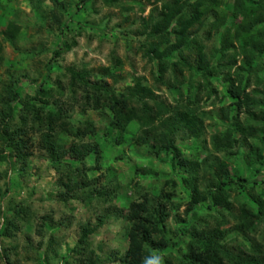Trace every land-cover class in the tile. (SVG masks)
Wrapping results in <instances>:
<instances>
[{"label": "trees", "instance_id": "trees-1", "mask_svg": "<svg viewBox=\"0 0 264 264\" xmlns=\"http://www.w3.org/2000/svg\"><path fill=\"white\" fill-rule=\"evenodd\" d=\"M100 1L106 7H114L123 11L128 9L120 5L117 0ZM149 1L152 5L159 2V13L155 17L150 14L139 21L140 32L147 40L146 45L139 48L142 57L156 61L159 72L164 71L170 65L179 66L184 70L199 73L203 76L205 83L210 77L225 70L226 73H221V77L223 85H227L224 94L230 99L228 109L235 111L236 114L241 109L248 110L250 100L246 92L247 78L243 75L248 76L251 62L259 61L264 52V0ZM53 4L50 18L55 26L58 25V30L65 25V22L61 23L60 15L57 13L62 6L55 2ZM70 17L71 20H76L77 14L74 13ZM209 18L211 22L207 26L208 35L212 32L222 33L221 41L218 43L220 47L213 51L218 54L217 61L224 62L221 66L211 63V58L204 52L201 43L196 38L197 35L195 33L193 35V31L200 28ZM78 25L84 28L79 22ZM7 27L14 34L20 29L12 22H8ZM74 35L76 37L79 32ZM73 37L60 38L55 43L51 51L52 62L76 45ZM189 48H192L196 55L194 67L183 60L173 64L167 62L172 52L181 55L183 51L190 50ZM238 56L244 58L240 64L243 72L242 75L236 70L233 72L237 80L234 84L229 72L234 67ZM50 63L46 64V68L49 66L48 69L52 70ZM113 65H120V62L116 59ZM105 73L104 71L103 75H106ZM61 74L67 77L69 93L78 92L80 94L79 99L82 101L78 104L80 110L82 112L96 111L100 115L109 117L106 125L97 127L91 121H84L71 126L69 115L63 107L48 109L47 103L53 97L55 99L52 103H56V98L63 94L56 85V76L51 81L49 72L44 82L30 98L19 99L17 81L12 78V75L8 76V81L4 86L0 85V162L8 163L11 159L17 175L22 177L34 151L41 152L57 174L56 195L60 204L65 205L66 199H75L76 201H87V204L93 208L94 205L101 207L100 210L95 208V216L91 225L78 226V236L72 248L65 258L59 257L58 259L61 264H101L99 256L95 254V249L91 246V237L103 226L115 222H121L120 233L126 249L123 254L116 252L108 255L105 258L107 263L241 264L234 255L221 249L212 234L203 235L189 223L176 227L174 233L170 234L166 230V221L182 206L181 201L173 200L174 190L179 183L183 185L182 189L187 194V203L182 211L184 217H189V213L200 204H205L206 209H210V205H213L220 211H228L231 206L229 192L234 190L239 225L245 229H251L253 222L259 218V215H262L263 210L260 209L261 206L259 207L257 201L255 210L250 209L246 204L249 196L244 193L249 192L257 183L264 184V153L257 152L256 146L243 154L233 151L232 148L242 130L238 126L231 127L232 124H225L224 132L212 137L211 144L214 152H225L228 158L231 156L239 158L246 165L244 172L247 171L248 165L255 163L257 167L252 170L254 176L250 175L246 178L234 172L233 163L225 156L215 165L216 175L212 176L205 186V191L201 193L196 180L195 166L183 160L179 149L173 143L176 130H184L190 137L199 135L203 114H197L195 109L190 107L194 104L192 98L185 99L183 103L178 100L173 106L164 105L161 101L154 100L151 89L142 85V78H136L132 90L139 94V99L148 98L150 104L143 101L136 102V106H133L126 95L114 94L108 90L103 82L102 74H92L83 67L73 66L62 68ZM208 95L206 94V97ZM70 99L73 104L77 103L74 95L70 96ZM221 111L225 112V108H221ZM222 116L224 119L227 118L225 113H222ZM261 120L260 130L250 128L247 131L250 132L249 136L261 133L260 140L264 143V109L261 110ZM142 127L156 130L157 137L153 145H149V140L143 135L133 133ZM111 129L118 131L120 140H124L125 134L131 135L132 145L136 148L146 149L157 157L159 153L163 154L160 161L167 162L171 175L160 179L162 181L158 185L157 195H151V190H146V186L140 184L139 181H129L120 194L122 188L117 182H112L111 176L114 172L110 174V169H106L105 174H99V176L106 177V183L103 185H98L97 176L95 178L88 176L89 171H99L97 163L101 158L98 145L84 142L82 138L87 134L105 136ZM59 134L72 137V141L69 144L57 143L56 138ZM249 156L253 157L252 162L247 159ZM66 158L74 160L75 165L68 163ZM88 160L91 161L89 166H87ZM138 167L141 166L135 165L136 169L133 171L135 177L138 176V169H140ZM7 191H9L8 182H5L1 196ZM121 195H127L125 206L118 204ZM261 195L264 196V190ZM25 209L18 206L11 210L10 216L1 219L0 237L2 240L18 231L20 222L25 219L20 214L22 212L25 214ZM41 219L47 220L48 217ZM59 227L65 226L58 225ZM185 239L187 243L183 246V253L172 256L173 249L181 243L178 240ZM54 242L55 238L49 232L44 247L37 249V255L45 254ZM169 257H173L176 263H173ZM50 258L56 261V255L52 252H50ZM0 261L10 264L8 252L1 248Z\"/></svg>", "mask_w": 264, "mask_h": 264}, {"label": "rangeland", "instance_id": "rangeland-1", "mask_svg": "<svg viewBox=\"0 0 264 264\" xmlns=\"http://www.w3.org/2000/svg\"><path fill=\"white\" fill-rule=\"evenodd\" d=\"M117 1L128 9L123 11L106 7L100 0H0V85L4 86L8 76L12 75L17 81L19 99H24L34 95V91L44 82L48 72L51 81L56 76V85L63 94L56 98V103H52L55 99L53 97L47 103V108L63 107L69 115L71 126H76L77 122L91 121L98 127L106 125L109 117L96 111L80 110L78 107L82 102L79 99L80 94L69 93L67 77L61 74V69L66 67H83L97 75H103L105 71L103 82L108 90L114 94L126 95L133 106H136V102L143 101L150 104L148 98L139 99V94L132 90L136 78H142V85L151 89L154 100L161 101L164 105L173 106L178 100L183 103L185 99L192 98L194 104L190 107L195 109L197 114H203L199 135L190 137L184 130H176L173 143L179 149L183 160L195 166L196 180L201 193L205 191L207 182L216 175L215 165L227 157L225 152H214L211 144L214 135L219 136L224 132L225 124H232L231 127L238 126L242 130L232 148L233 151L243 154L256 146L257 152L264 153V143L260 140L261 133L249 136L250 132L247 131L250 128L256 131L261 128V110L264 109V52L259 61L251 62L248 76L243 75L247 78L245 83L250 107L248 110L241 109L236 114L235 111L228 109L230 99L224 94L227 85H223L221 76L226 73L225 70L210 77L205 83L199 73L184 70L179 66L170 65L159 72L156 61L142 57L139 48L146 45L147 40L140 32L139 21L150 14L155 17L159 13V2L152 5L149 0ZM53 2L61 4L62 9L57 8L59 11L57 13L60 15L61 23L65 22L58 30V25L55 26L50 18ZM74 13L77 14V19L71 20L70 15ZM8 22L19 26L17 35L8 29ZM78 22L83 24L84 28H80ZM210 22L209 18L200 28L192 31L193 35L194 33L197 35L196 38L204 52L211 58V63L221 66L224 62L217 61L218 54L213 51L220 47L218 43L221 41L222 33L212 32L208 35L207 26ZM78 32L79 35L75 37L74 34ZM71 37L74 38L76 45L52 62L51 51L55 43L60 38ZM189 49L183 51L181 55L172 52L167 62L173 64L183 60L193 66L196 55L192 48ZM116 59L120 65H113ZM243 59L238 56L234 67L230 69L229 75L234 84L237 80L233 72L236 70L242 75L243 68L240 64ZM48 63L51 68L53 67L52 70L48 69L49 66L46 68ZM91 81L93 82L92 79ZM206 94H209L208 97ZM73 95L77 101L75 104L70 99ZM221 108H225V112L221 111ZM222 113L226 114V119ZM154 125L156 126V123ZM133 133L143 135L149 140V145H153L157 137L156 130L149 127H142ZM119 136L116 129H111L105 136L87 134L82 138L84 142L98 145L101 158L97 163L99 171H89L88 176L90 178L97 176L98 185H103L106 183V177L99 174H105L106 169H110V174L114 172L111 176L112 182H117L122 188L120 194L129 181H139L146 186V190H151V195H157L158 185L162 181L160 179L171 175L167 162L160 161L163 154L159 153L157 157L146 149L136 148L132 145L131 135L125 134L124 140H120ZM71 141L72 137L64 134H59L56 138V142L61 144H69ZM228 159L233 163L234 172L246 178L254 176L252 170L257 167L255 163L248 165L247 171L244 172L246 165L239 158L231 156ZM247 159L249 162L253 161L252 156ZM66 161L75 165L71 158L70 160L66 158ZM90 163L88 160L87 166ZM137 164L142 168L138 167L140 168L138 176L135 177L133 171ZM175 181L178 183L177 177ZM5 182H8L9 191L1 196ZM182 186L178 183L173 198L174 201H181L182 206L166 221V230L170 234L174 233L176 227L189 223L203 235L212 234L221 249L234 255L241 264H264V196L261 195L264 190L263 183H257L249 192L244 193L249 196L246 204L250 209L255 210L257 201L263 210L262 215L253 222L251 229L239 225L234 190L229 192L231 206L228 211H220L210 204V209H206L205 204H200L202 206L195 207V210L189 213V217H184L182 211L187 203V194ZM56 190L57 174L43 153L34 151L22 177L17 175L11 159L8 163L0 162V230L1 219L10 216L11 210L18 206L26 208L25 214L23 212L20 214L25 219L20 222L18 231L7 239L2 240L0 237V248L8 252L10 264H61L58 259L65 258L72 248L78 236V226L91 225L95 208L101 209L95 205L94 208L91 207L87 201L75 199H66L65 205H62L57 200ZM126 197L127 195H121L118 202L120 206H125ZM45 216L48 217L47 220L41 219ZM58 225L65 227L58 228ZM120 226L121 222L103 226L91 237V246L99 256L101 264H117L107 263L105 258L111 253H124L126 244L120 233ZM47 232L52 234L55 242L45 254L38 256L37 249L44 247ZM187 239L178 240L181 243L173 249L172 256L183 253ZM50 252L56 255V261L50 258ZM169 259L176 263L173 257ZM0 264L4 263L0 261Z\"/></svg>", "mask_w": 264, "mask_h": 264}, {"label": "clouds", "instance_id": "clouds-1", "mask_svg": "<svg viewBox=\"0 0 264 264\" xmlns=\"http://www.w3.org/2000/svg\"><path fill=\"white\" fill-rule=\"evenodd\" d=\"M158 264H159V262H158Z\"/></svg>", "mask_w": 264, "mask_h": 264}]
</instances>
